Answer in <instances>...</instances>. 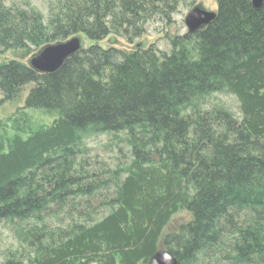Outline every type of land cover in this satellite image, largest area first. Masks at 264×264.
<instances>
[{
    "label": "trees",
    "instance_id": "trees-1",
    "mask_svg": "<svg viewBox=\"0 0 264 264\" xmlns=\"http://www.w3.org/2000/svg\"><path fill=\"white\" fill-rule=\"evenodd\" d=\"M184 3L52 0L45 18L0 0L5 51L92 43L51 75L0 65V109L35 86L0 117V223L20 244L4 264H148L159 251L264 264V3L217 0L215 22L167 36L169 51L101 44H133ZM219 94L237 98L240 119L211 102ZM106 134L121 148L115 170L84 157V139Z\"/></svg>",
    "mask_w": 264,
    "mask_h": 264
},
{
    "label": "rangeland",
    "instance_id": "rangeland-1",
    "mask_svg": "<svg viewBox=\"0 0 264 264\" xmlns=\"http://www.w3.org/2000/svg\"><path fill=\"white\" fill-rule=\"evenodd\" d=\"M16 4L23 5L28 3L32 8H35L40 11L44 17H48V9L52 0H13ZM252 1V0H251ZM198 5H202L206 10L216 12L218 11L217 0H186L178 10L176 14L172 16V22H161L156 19L153 22L149 23L146 27L147 34L143 37L137 39L133 44H128V41L124 38H121L117 34L113 33L107 39H105L101 44L104 48L108 47L110 44V39L115 38L117 40V45L121 49L132 50L136 45L140 43H145L148 46L156 45L157 48L163 51H169L170 46L167 43L166 37L176 36V35H187L188 30L185 25V19L187 15ZM253 5V4H252ZM171 23V25H169ZM119 35H123L122 31ZM203 32V31H201ZM201 32L188 35L196 36ZM84 42V48H88L92 43L86 38L82 37ZM71 39V38H70ZM69 40V39H68ZM139 46V45H138ZM33 50V54L30 55V51L27 50H10L5 51L0 46V65L8 64L9 62L16 61L21 64L26 65L29 69V60L35 54V49L30 47ZM35 87L34 84H29L24 86L22 89L21 97L22 100L19 104L12 105V103H6L3 108L0 109V117L6 118L9 115L16 113L17 108L23 107L24 102L27 96L30 93V90ZM3 92H0V99L3 98ZM213 103L223 104L227 109H229L236 118L240 119L242 117L240 104L236 97L229 94H219L215 95L212 99ZM111 142V136L109 134L99 135L84 139L83 148L86 151L84 157H88L95 161L97 165L102 164L101 167H107L110 170H115V167L118 166L119 160L122 159L120 153L121 148H116ZM124 161V160H123ZM59 221L61 218H57ZM189 216L186 213L179 214L175 217L170 230L177 231L179 227L184 222H187ZM53 223H56V220H52ZM58 224V223H57ZM19 242L13 234V229L6 223H0V264H4V261L8 256V253L12 248L19 247ZM224 256L221 254H207L205 257H202L199 264H231L226 261Z\"/></svg>",
    "mask_w": 264,
    "mask_h": 264
},
{
    "label": "water",
    "instance_id": "water-1",
    "mask_svg": "<svg viewBox=\"0 0 264 264\" xmlns=\"http://www.w3.org/2000/svg\"><path fill=\"white\" fill-rule=\"evenodd\" d=\"M264 0H252L253 7L259 10ZM217 12L206 10L202 5L196 6L186 17L185 25L188 35L205 30L217 19ZM84 49L81 36L73 37L65 42L46 45L29 60V67L41 75H51L60 71L65 64ZM148 264H179L174 254L168 251L157 252Z\"/></svg>",
    "mask_w": 264,
    "mask_h": 264
},
{
    "label": "flooded vegetation",
    "instance_id": "flooded-vegetation-1",
    "mask_svg": "<svg viewBox=\"0 0 264 264\" xmlns=\"http://www.w3.org/2000/svg\"><path fill=\"white\" fill-rule=\"evenodd\" d=\"M217 12V11H216Z\"/></svg>",
    "mask_w": 264,
    "mask_h": 264
}]
</instances>
